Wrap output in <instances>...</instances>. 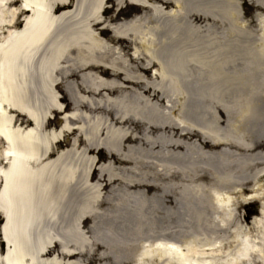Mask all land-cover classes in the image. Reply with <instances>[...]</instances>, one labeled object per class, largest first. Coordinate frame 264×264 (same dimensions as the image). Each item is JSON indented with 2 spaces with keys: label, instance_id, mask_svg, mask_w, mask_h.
I'll return each mask as SVG.
<instances>
[{
  "label": "bare ground",
  "instance_id": "bare-ground-1",
  "mask_svg": "<svg viewBox=\"0 0 264 264\" xmlns=\"http://www.w3.org/2000/svg\"><path fill=\"white\" fill-rule=\"evenodd\" d=\"M108 1L0 0V264H264V0Z\"/></svg>",
  "mask_w": 264,
  "mask_h": 264
},
{
  "label": "rangeland",
  "instance_id": "rangeland-1",
  "mask_svg": "<svg viewBox=\"0 0 264 264\" xmlns=\"http://www.w3.org/2000/svg\"><path fill=\"white\" fill-rule=\"evenodd\" d=\"M113 1L114 0H109L108 1V3H107V5L106 6H109V5H113ZM239 2H242V5L241 6H239L240 7V12H241V15H242V19L246 22V23H253L252 22V15H253V13L258 9L257 7H255L254 5H253V3H251L249 0H238ZM71 2H72V0H70V4L69 5H67L66 6V8H69V7H71ZM14 8V7H13ZM133 9H134V7H132V6H130V5H126V6H124L123 8H121L119 11H118V13L115 15L114 13L116 12V10H117V7H115V6H113V7H111L110 8V11L107 13V14H105V17L106 18H110L111 19V22L112 23H115V22H118L121 18H128L130 15H131V13H132V11H133ZM259 10L260 11H262V12H264V10H262V9H260L259 8ZM22 17L23 16H20L19 17V19L17 20V22H16V24H15V28H19L20 26H21V19H22ZM198 21H200V19L198 18ZM106 34L107 35H110V32L109 31H106ZM149 75V74H148ZM147 75V76H148ZM60 85V86H59ZM58 86H56V87H52V89H51V91H52V93L54 94V95H56V98H57V105L59 104L60 106H62L63 107V110H65L66 112H69V111H71V110H73V108H72V105H71V102H69V100H68V97H67V94H65V89H64V87H63V85L61 86V84H59ZM79 94H82L83 96L85 95L86 97H89V96H91V95H87L86 93L84 94V93H80L79 92ZM117 94V91H114L113 93H111V96H115ZM94 98H97V96H94ZM193 104V103H192ZM49 109H51V111H50V113L52 114V118L51 119H49V121L47 120V122H46V129H50V128H60L63 124H64V122L63 121H61V119H62V117H61V114L59 113V112H57V111H54L53 109H52V107H48L47 108V110H49ZM81 111H83V112H85V111H87L86 109H84V107H82L81 108ZM99 111H100V109H96V110H94V112H97V113H99ZM89 112V111H88ZM111 112L109 111L108 112V114H110ZM194 113H198V111H196V112H194ZM69 114V113H68ZM90 114H92L93 115V112H91ZM196 115V114H195ZM15 118V117H14ZM21 120H22V118L21 117H19L18 118V122L20 123L21 122ZM80 122V120H78V123ZM71 126H73L74 124H76V121H71ZM80 124V123H79ZM102 132H103V129H101V131H100V133H99V135H100V137H103L102 136ZM77 132H73L72 134H65L64 135V138H63V140L60 142V144H57V146L55 147V151H56V149L58 148V149H61V148H65L67 145L69 146V145H71V143L73 142V140L75 139V145H76V147H77V149H78V152H83L88 158H92V159H97V160H99L100 161V163L102 162L101 161V159L103 158V157H105V156H107V154H105L104 153V151L103 150H96V151H94V150H89L90 148H88L86 145H85V143H84V141L76 134ZM191 138L192 139H197V140H199V139H202V138H200V136L197 134V133H195V132H193L192 134H191ZM101 139H103V138H101ZM201 141V140H200ZM61 146H63V147H61ZM203 146L205 147V148H211L210 146H209V144L208 143H204L203 144ZM114 160L116 161V162H118V159L117 158H115L114 157ZM99 167V166H98ZM97 185V184H96ZM98 186H100V184L98 183ZM245 193H248V195H246V196H249V191H245ZM118 192L117 191H111V193H110V196L112 197V199L111 200H109L106 204H103V205H101L100 206V208H103V209H106V210H108V212L106 213V214H104V216H106V215H108V216H110V215H112V214H114V212L117 210V207H118V204H119V197H118ZM259 206H261V207H264V205L262 204H260V202H256V204L254 205V207H256V209H258V210H256V212L255 211H251L250 213H249V217L251 218V221L252 220H257V221H260L261 220V217H257V216H254V215H259L260 214V216L264 213V210H261V208L259 209ZM232 209L235 211V208L234 207H232ZM95 210H100L99 208H97V206H96V209ZM101 211V210H100ZM103 212V211H102ZM242 216L244 215V214H246L244 211H241V213H240ZM108 219H110V218H104L101 222H100V224H103V223H111V224H114V225H116V226H122L123 225V223L121 222V219H118V218H114L113 219V221H111V220H108ZM87 223H88V221L86 220V221H84V225H86L87 226ZM0 224H1V218H0ZM85 226V227H86ZM247 226H249V225H247ZM55 231H57L56 229L54 230V234L56 235V233H55ZM2 249H3V244L1 243V241H0V252L2 251ZM58 249H59V247L57 246V245H54L52 248H50L49 250H48V252L46 253V255H45V257H49V256H54V255H57L56 253H57V251H58ZM61 257H63V256H61ZM75 256H72V257H70L69 259L70 260H72L73 258H74ZM82 257L83 258H86L87 257V254H85V253H83L82 254ZM96 260H95V257L94 256H92V258H90V260H89V263L90 264H92V263H94Z\"/></svg>",
  "mask_w": 264,
  "mask_h": 264
},
{
  "label": "snow or ice",
  "instance_id": "snow-or-ice-1",
  "mask_svg": "<svg viewBox=\"0 0 264 264\" xmlns=\"http://www.w3.org/2000/svg\"><path fill=\"white\" fill-rule=\"evenodd\" d=\"M25 7H27V4H25Z\"/></svg>",
  "mask_w": 264,
  "mask_h": 264
}]
</instances>
